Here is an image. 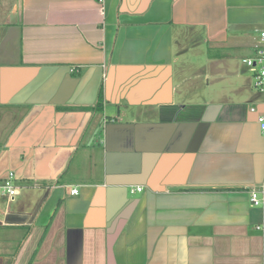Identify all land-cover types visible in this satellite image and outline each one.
Segmentation results:
<instances>
[{
    "label": "crops",
    "instance_id": "crops-1",
    "mask_svg": "<svg viewBox=\"0 0 264 264\" xmlns=\"http://www.w3.org/2000/svg\"><path fill=\"white\" fill-rule=\"evenodd\" d=\"M263 30L264 0H0V264H264Z\"/></svg>",
    "mask_w": 264,
    "mask_h": 264
},
{
    "label": "built area",
    "instance_id": "built-area-1",
    "mask_svg": "<svg viewBox=\"0 0 264 264\" xmlns=\"http://www.w3.org/2000/svg\"><path fill=\"white\" fill-rule=\"evenodd\" d=\"M102 2V0H99ZM243 64L255 71L254 73V87L258 91H264V31L260 34V44L257 46L255 54L252 58H247L243 60ZM254 108H250V112H254ZM257 122L261 126V130L264 132V115H260L257 118ZM14 174L10 172L3 182L1 186L3 194L8 196L9 198H13L17 193L16 187L13 183ZM142 190L141 187L133 188L132 192H140ZM78 190H72V195H77ZM249 202L255 206L264 209V182L259 187H252L248 189ZM264 226V220L261 226H256V230L262 229Z\"/></svg>",
    "mask_w": 264,
    "mask_h": 264
},
{
    "label": "rangeland",
    "instance_id": "rangeland-1",
    "mask_svg": "<svg viewBox=\"0 0 264 264\" xmlns=\"http://www.w3.org/2000/svg\"><path fill=\"white\" fill-rule=\"evenodd\" d=\"M264 31V30H263ZM205 50V49H204ZM206 51V50H205ZM0 195L2 196V198L6 199V195L3 194L2 188L0 189ZM4 196V197H3Z\"/></svg>",
    "mask_w": 264,
    "mask_h": 264
}]
</instances>
